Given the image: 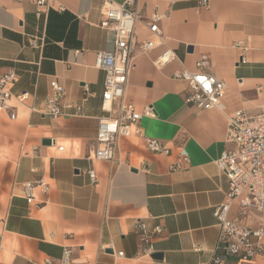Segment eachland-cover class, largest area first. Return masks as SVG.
Segmentation results:
<instances>
[{"label": "crops", "instance_id": "obj_1", "mask_svg": "<svg viewBox=\"0 0 264 264\" xmlns=\"http://www.w3.org/2000/svg\"><path fill=\"white\" fill-rule=\"evenodd\" d=\"M37 1L0 0V77L14 72L13 94H29L23 104L11 101L15 119L0 112V264H59L66 248L72 264L208 263L218 236L214 209L230 189L216 163L234 149L225 142L227 119L239 111L257 115L264 106V0H208L206 7L202 0H134L143 19L138 43L151 37L149 21L161 15L166 46L147 54L135 48L124 99L140 113L153 110L138 125L170 154L149 152L143 137L132 136L119 140L113 163L93 160L99 120L109 116L96 54L114 47L112 33L99 26L104 0H46L49 10L40 16ZM167 49L175 59L158 67ZM203 55L210 62L205 72L226 85L220 109L186 104L188 84L177 78L196 72ZM53 80L65 90L58 119L46 112ZM182 156L190 165L173 171ZM39 179L48 191H35L38 207L24 198L23 185ZM140 220L163 229L150 259L138 254ZM243 223L257 228V214Z\"/></svg>", "mask_w": 264, "mask_h": 264}, {"label": "built area", "instance_id": "obj_2", "mask_svg": "<svg viewBox=\"0 0 264 264\" xmlns=\"http://www.w3.org/2000/svg\"><path fill=\"white\" fill-rule=\"evenodd\" d=\"M36 4L38 16L48 12V1L38 0ZM207 4L208 0L201 1L202 7H206ZM162 18L161 15H155L150 19L148 25L151 37L138 43L136 25L143 19L135 6V1L129 0L124 4H117L112 0L103 1L102 21L99 26L112 33L114 47L111 51L96 54L95 66L105 75L102 109L109 113V116L99 120L97 147L93 160L113 163L119 140L132 136L143 137L149 152L170 154V149L164 143L144 136L138 125L142 117L153 116V110L147 108L140 113L124 99L135 48L138 47L141 53L147 54L158 47L166 46V39L158 26ZM29 45L38 47L36 39L30 40ZM174 59L173 51L167 49L155 63L158 67H163ZM209 65V58L203 55L197 63L196 72L184 71L177 75V78L186 82L189 87V94L185 98L186 104L198 110L220 109L226 96L225 83L205 72ZM17 78L12 71L0 77V112L9 114L11 119L16 118L11 101L23 104L29 97L28 93L13 94L12 88ZM50 87L51 94L46 99V112L52 118L58 119L64 115L59 100L64 96L65 90L57 80H53ZM84 90L86 93L89 91L86 86ZM77 110L80 112L81 108ZM114 111L116 115L111 116ZM225 142L233 144L234 149L230 152L224 151L216 163L229 180L230 189L227 201L214 209L218 236L210 261L203 264H248L257 257L264 259V106L254 116L239 111L229 117ZM63 150L64 147L59 148V152ZM189 165L190 159L182 156L172 170H185ZM87 173L91 183L96 185L98 179L95 170L90 169ZM38 189L47 193L48 184L44 179L23 185L24 198L28 203L39 207L42 203H38L35 198V191ZM234 206L237 207V211L232 214ZM252 213L257 214V228L243 223V220ZM135 229L139 238V257L150 259L154 254L153 238L161 234L163 229L161 227L149 229L141 220L136 223ZM102 250L107 249L103 247ZM112 252L117 259L124 257L122 252L115 253L113 249ZM71 253L70 249H64L59 264H72ZM45 264H54V260L48 259Z\"/></svg>", "mask_w": 264, "mask_h": 264}, {"label": "water", "instance_id": "obj_3", "mask_svg": "<svg viewBox=\"0 0 264 264\" xmlns=\"http://www.w3.org/2000/svg\"><path fill=\"white\" fill-rule=\"evenodd\" d=\"M43 145H50V141L49 140H45L44 142H43ZM153 258L154 259H162V256H160V255H154L153 256Z\"/></svg>", "mask_w": 264, "mask_h": 264}]
</instances>
